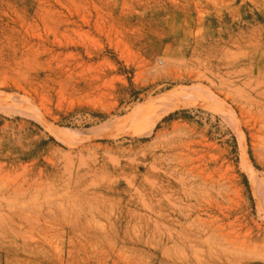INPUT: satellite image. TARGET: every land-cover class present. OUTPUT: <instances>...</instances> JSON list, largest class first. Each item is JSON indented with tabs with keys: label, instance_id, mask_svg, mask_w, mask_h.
Wrapping results in <instances>:
<instances>
[{
	"label": "rangeland",
	"instance_id": "rangeland-1",
	"mask_svg": "<svg viewBox=\"0 0 264 264\" xmlns=\"http://www.w3.org/2000/svg\"><path fill=\"white\" fill-rule=\"evenodd\" d=\"M263 95L264 0H0V264H264Z\"/></svg>",
	"mask_w": 264,
	"mask_h": 264
},
{
	"label": "bare ground",
	"instance_id": "bare-ground-1",
	"mask_svg": "<svg viewBox=\"0 0 264 264\" xmlns=\"http://www.w3.org/2000/svg\"><path fill=\"white\" fill-rule=\"evenodd\" d=\"M249 79H250V78H249ZM245 84H247V83H245ZM249 84H250V83H249ZM243 86H244V85H243ZM256 91H257V90H256ZM254 92H255V91H254ZM259 92H260V91H259ZM259 92H258V94H259ZM249 93H250V92H249ZM250 94H251V93H250ZM260 95H261V94H260ZM239 96H240V94H239ZM263 96H264V95H263ZM244 97H246V92H245V96H244ZM247 97H248V93H247ZM251 97L253 98V96H251ZM162 98H163V97H162ZM162 98H161V99H162ZM240 98H241V97H240ZM258 100H259V99H258ZM248 101H249V100H248ZM262 108H263V107H262ZM134 178H135V177H134ZM131 184H132V183H131ZM159 184H160V183H159ZM158 186H159V185H158ZM135 188H136V187H135ZM161 188H162V187H161ZM164 192H165V191H164ZM164 192H161V193L165 194ZM138 193L140 194V191H139ZM135 195H137V194H135ZM159 195H160V194H159ZM140 196H141V195H140ZM154 196H156V195H154ZM154 196H153V197H154ZM149 198H150V197H149ZM149 201H150V200H149ZM131 202H132V201H131ZM157 202H159V201L157 200ZM148 203H149V202H148ZM153 203H154V202H153ZM133 204H134V203H133ZM158 208H159V207H158ZM113 211H114V210H113ZM108 212H109V211H108ZM140 212H141V211H140ZM82 213H83V212H82ZM99 214H100V213H99ZM106 214H108V213H106ZM138 214H139V213H138ZM110 215H111V214H110ZM86 216H87V215H86ZM97 216H98V215H97ZM97 216H96V217H97ZM111 216H112V215H111ZM122 216H123V215H122ZM141 216H142V215H141ZM211 217H212V216H211ZM78 218H79V217H78ZM98 218H99V217H98ZM100 218H101V217H100ZM144 218H145V217H144ZM116 219H117V218H116ZM122 219H123V218H122ZM65 220H66V218H65ZM65 220H64V221H65ZM79 220H81V219H79ZM102 220H103V219H102ZM120 221H121V220H120ZM80 223H82V220L80 221ZM113 223H114V221H113ZM72 224H73V223H72ZM83 224H84V223H82V225H83ZM180 224H181V223H180ZM67 225H68V224H67ZM77 226H79V223H78ZM85 227H86V225H85ZM85 227L82 228V229L80 228V229H81L80 231L83 232V234H85V235H89V232H91V231H89V230H88L87 228H85ZM87 227H88V226H87ZM90 227H91V226H90ZM69 229H70V228H69ZM94 229H95V228H94ZM115 229H116V228H115ZM77 230L79 231V229H77V228H76V229H70V231L68 230L70 233H69V232H68V233H69L70 235H72L71 237H74V235H75V233H76L75 231H77ZM92 230H93V229H92ZM96 230H99V229H96ZM100 231H101V230H100ZM101 233H102V232H101ZM101 233H100V234H101ZM77 235H78V234H77ZM83 236H84V235H83ZM91 237L93 238V237H96V236L92 235ZM87 238H88V237H87ZM96 238H97V237H96ZM128 239H129V238H128ZM154 239H155V237H154ZM117 242H118V241H117ZM127 242H128V241H127ZM124 243H125V242H124ZM133 243H134V242H133ZM135 245H137V244H135ZM162 247H163V245H162ZM113 249H114V248H113ZM149 251H150V250H149ZM21 259H22V258H21ZM19 260H20V259H19ZM20 261H21V260H20ZM228 262H229V261H228ZM222 263H223V262H222Z\"/></svg>",
	"mask_w": 264,
	"mask_h": 264
}]
</instances>
